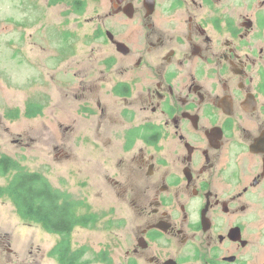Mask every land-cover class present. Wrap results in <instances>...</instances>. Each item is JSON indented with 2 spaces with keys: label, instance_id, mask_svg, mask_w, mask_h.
Listing matches in <instances>:
<instances>
[{
  "label": "flooded vegetation",
  "instance_id": "obj_1",
  "mask_svg": "<svg viewBox=\"0 0 264 264\" xmlns=\"http://www.w3.org/2000/svg\"><path fill=\"white\" fill-rule=\"evenodd\" d=\"M59 2L98 65L67 91L54 150L70 157L78 133L105 154L100 180L136 219L125 264H264V0H46L38 43ZM48 254L0 224V264Z\"/></svg>",
  "mask_w": 264,
  "mask_h": 264
},
{
  "label": "rangeland",
  "instance_id": "obj_2",
  "mask_svg": "<svg viewBox=\"0 0 264 264\" xmlns=\"http://www.w3.org/2000/svg\"><path fill=\"white\" fill-rule=\"evenodd\" d=\"M26 1L0 0V155L18 161L28 172L41 173L55 189L81 201L78 216H97L95 224L78 226L70 234L72 251L86 249L83 260L90 259V264H125L136 219L130 204L100 180L105 154L95 153L94 148L82 154L77 133L76 148L70 157H62L54 150L51 134L57 120L67 122L71 112L77 111L76 106L64 103L67 91L78 92L79 77L98 65L95 43L83 36L91 30L74 16L68 18L59 2L54 4L53 24L43 27L51 41L40 37L38 43L41 26L33 27L29 21L38 11L37 4L43 7L46 0H33L34 8L23 5ZM33 104L37 112L43 111L41 115H28ZM77 118L78 129L85 126ZM13 176L11 172L0 178V185L6 186ZM0 224L24 242L32 240L48 251L44 264H62L55 261L58 256L52 259V250L62 237L22 219L7 197L0 198Z\"/></svg>",
  "mask_w": 264,
  "mask_h": 264
},
{
  "label": "trees",
  "instance_id": "obj_3",
  "mask_svg": "<svg viewBox=\"0 0 264 264\" xmlns=\"http://www.w3.org/2000/svg\"><path fill=\"white\" fill-rule=\"evenodd\" d=\"M11 172L14 173L11 181L6 186L0 185V197L9 198L22 219L41 224L49 233L62 237L52 251L62 264H90L82 261L85 249L71 250L70 234L78 226L95 224L97 216H78L76 210L83 205L81 201L55 189L41 173L28 172L18 161L0 155V178Z\"/></svg>",
  "mask_w": 264,
  "mask_h": 264
}]
</instances>
